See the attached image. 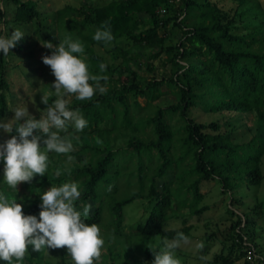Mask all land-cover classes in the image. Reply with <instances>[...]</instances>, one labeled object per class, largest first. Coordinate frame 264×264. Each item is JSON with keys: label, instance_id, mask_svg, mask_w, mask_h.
Returning a JSON list of instances; mask_svg holds the SVG:
<instances>
[{"label": "trees", "instance_id": "obj_1", "mask_svg": "<svg viewBox=\"0 0 264 264\" xmlns=\"http://www.w3.org/2000/svg\"><path fill=\"white\" fill-rule=\"evenodd\" d=\"M11 1L15 4L13 20L29 22L37 17L38 11L31 0ZM172 1L175 0H106L100 6L93 4L90 11L69 5L56 11L58 16L64 9L75 11L76 15L81 16L82 23L96 29L107 21L116 41L129 40L131 44L129 48L121 50L120 60L114 65L116 70L114 66H108L105 58L93 48L86 47L84 55L89 71L91 74L108 76V91L105 94L97 93L91 101H79L74 95L68 100L69 107L78 109L88 121L86 128L105 123L107 127L96 129L95 135L104 147L81 144L79 151L89 154L84 163L67 167L61 163L54 164L55 170L61 172L59 177L49 172L44 177L39 175L37 179L41 185L45 181H59L64 175L71 174L77 180L79 190L83 187L75 207L87 199L94 202V188L115 154L112 147L121 148L137 157L139 183L135 192L111 206L113 223L115 227L118 226L120 210L126 203L133 199H146L150 208L144 220L135 222L130 229L161 239H172L177 231L190 238V226L184 224L185 216L180 211L186 208L188 214H199L207 209L206 205L197 207L201 199V182L212 180L220 185L222 192L229 193L239 186L241 180L257 185L261 180L259 157L264 148V26L242 32L233 31L236 17L253 10V4H247V0H233L237 6H245L242 9L233 8L228 13L211 0H176L177 7L174 9ZM169 11L170 15L167 13ZM168 24L178 29V34L175 41L165 43ZM92 41L91 44L94 43ZM141 52L146 53V60L140 59ZM161 54H164L162 63L168 64L169 74L159 79L152 77L139 84L135 69L145 65L147 70H151L147 59ZM5 57L0 52V119L7 113ZM101 63L107 66L103 73L99 69ZM162 84L170 89L175 102L163 107L150 104ZM138 97L145 99L144 105L139 104ZM53 99L54 96H49V103ZM193 107L221 114L224 123L230 116L252 114L253 131L246 141L234 142L235 127L221 131L218 121L207 124L196 122L188 115ZM146 127H149L148 132L144 131ZM34 134L41 135L42 143L44 134L40 130H34ZM18 135L14 129L8 133L6 140ZM123 140L125 145H120L119 142ZM69 154L76 160L80 158L75 152ZM2 167L4 161L0 159V169ZM166 174H170L171 178L161 180L157 185L156 179ZM41 203L39 199L29 200L23 206V213L38 214ZM99 207L96 204L87 218L79 210L85 223L98 224ZM173 217L181 218L182 226L163 229L164 223ZM243 219L242 226L238 222L232 224L237 237V243L233 245L241 249L250 245L253 253L258 254L249 262L245 260L246 264H264V254L254 242L245 243L246 237L249 238L248 231L243 234L241 231L250 221L244 214ZM27 253L18 264H33L32 261L38 257V252L32 251L31 246ZM143 254L144 264H152L155 257L147 246L143 248ZM244 255V250L238 255L217 253L209 264H234ZM0 264L7 262L0 260Z\"/></svg>", "mask_w": 264, "mask_h": 264}, {"label": "rangeland", "instance_id": "obj_2", "mask_svg": "<svg viewBox=\"0 0 264 264\" xmlns=\"http://www.w3.org/2000/svg\"><path fill=\"white\" fill-rule=\"evenodd\" d=\"M22 1V0H21ZM34 2L35 8L38 11L37 17L29 22H22L13 20L15 11V4L11 0H0V36L8 37L12 31L19 28L24 32V37L16 46L10 49L8 55L4 58V79L7 82L8 89L5 93L7 113L0 119V121L7 122L14 116V111L11 108L25 107L36 119H40L41 112L46 105L41 102L42 94H49L54 96V99L49 103H53L57 97L54 95V89L51 88L55 81L50 66L43 63L44 56H50L58 45L59 41H63L66 37L72 40H79L86 47H91L97 53L103 56L108 66L116 65L120 60L121 50L130 47L131 41H116L114 39L112 46L106 47L102 42L91 44L92 37L97 30L92 25H86L81 22V16L76 15L75 11L65 10L61 15L56 14L57 10L65 8L69 5L75 9L79 6L82 11H90L91 6L103 5L106 0H31ZM222 11L231 13L233 8L242 9L245 5L237 6L233 0H211ZM172 8H176L177 1H172ZM247 4H253V10H248L236 17L234 25V32H242L251 30L256 26H264V0H247ZM168 15L171 11L167 12ZM65 19H69L66 21ZM71 19V20H70ZM166 41L170 43L176 40L178 29L172 28L169 24L166 26ZM44 42H51L53 49L44 46ZM146 53L141 52L140 59L146 60ZM74 55H80L74 53ZM85 56V55H84ZM164 54L147 59L151 64L152 69L147 70L145 65L135 69L137 72V80L139 84H143L146 80L154 77L159 79L162 75L169 74L168 64H163ZM116 70V66H114ZM113 76H115L113 74ZM66 100L71 98V95L64 97ZM137 101L140 105L145 104L143 97H138ZM175 102V97L170 89L164 84L160 85L155 93V98L150 104L156 106H166ZM188 115L196 122L209 123L218 121L221 125L220 130L226 131L231 126L235 127L234 142L246 141L253 131V116H230L224 123L219 113L204 112L198 107H193L188 111ZM105 123H99L92 127L85 128L82 132H75L72 126H69L67 133H61L62 136H67L71 139L74 151L79 155V159H75L70 154H56L55 152L48 153L49 166L47 173H56L54 164H62L63 167L73 165L74 163H84L88 159V152H80L81 144L97 145L103 148L104 144L101 140L96 138V129L106 128ZM38 131V130H36ZM149 131V127L144 129ZM8 133L0 128V144L6 141ZM125 138V137H123ZM113 144V143H112ZM120 145H125L124 140L119 142ZM112 149L115 154L112 160L107 164L104 174L97 182L94 192L95 196L92 198L94 202L87 199L84 203L77 204L76 210L83 212V206L90 204V213L100 205V221L98 226L101 229V237L105 244L102 249V255L96 264H107L109 262L121 263L127 262L130 264H144L145 258L143 248L146 246L162 247L164 239L158 236H146L133 232L130 228L135 222L141 223L147 214L150 204L146 199H133L126 203L120 210L121 220L118 226L115 227L113 223L114 217L110 212L111 206L117 200L127 197L138 189L137 180V157L131 156L121 148L113 146ZM41 150L43 151V142L41 143ZM71 152V153H73ZM73 159L69 160L68 156ZM259 170L261 173V180L257 185H251L244 180L240 181L238 187L229 192H222L220 185L212 180L203 181L199 184V192L201 199L197 203V207L206 205L207 209L199 214H188L186 208L181 209V213L185 216V225H189V243L182 245L180 249L175 252L176 258L180 259L181 264H209L213 255L217 253L227 254L231 253L238 255L244 250L245 255L235 261L234 264H246L255 258L258 254L256 252L247 253L246 247L241 249L236 247L233 243H237V237L234 235V228L232 224L239 223L240 226L244 224L243 214L249 219V224L242 229L241 234L248 231V237L245 243L251 244L254 242L257 249L264 254V148L259 157ZM39 175L33 177L31 182H20L17 184V190L10 188L4 181V167L0 169V193L4 195L7 193L10 196H5L9 199H15L17 203L23 206L26 202L33 199L41 200V194L47 191L50 187L61 186L64 183H76L72 175H64L59 181H45V184H38L37 179ZM44 177V175L42 176ZM46 177V176H45ZM171 175L166 174L162 178L156 179L158 185L161 180L170 179ZM83 191V187L80 192ZM145 192V191H144ZM89 213V214H90ZM83 215V214H82ZM39 219V213L35 215ZM182 226L181 218H170L164 225L163 229L176 228ZM203 243L202 250L196 246ZM249 246V245H248ZM250 247V246H249ZM255 247V248H256ZM28 253H26L27 255ZM25 255V256H26ZM201 256L207 257L202 261ZM74 264L66 248H49L38 252L37 259L32 261L33 264ZM17 264L16 261H14ZM19 263V262H18Z\"/></svg>", "mask_w": 264, "mask_h": 264}, {"label": "clouds", "instance_id": "obj_3", "mask_svg": "<svg viewBox=\"0 0 264 264\" xmlns=\"http://www.w3.org/2000/svg\"><path fill=\"white\" fill-rule=\"evenodd\" d=\"M0 10H3L2 6ZM24 34L17 28L8 37L0 36V52L7 56ZM92 38L106 47L112 46L115 39L107 21ZM43 44L53 49L51 42ZM84 52L85 47L79 40L66 37L59 41L52 54L42 58L55 76L51 88L57 99L49 104V94H42L41 102L46 108L41 112L40 119L31 115L28 108L16 107L11 108L14 111L11 120L0 121V128L5 132L11 133L15 129L19 134L0 144V159L4 161L3 179L10 188L17 190L18 183L31 182L34 176L45 175L49 166L48 153L67 155L74 151L71 139L61 133H67L69 126L77 133L82 132L88 126V121L78 109L69 107L65 96L74 95L79 101H91L97 93L105 94L108 91V76L91 74L86 56L81 58ZM106 67L101 63L100 72H105ZM186 68L187 64L184 65ZM34 130L44 134L43 151L41 135L34 134ZM68 159L72 160L73 157L69 155ZM55 175L59 177L61 172L57 170ZM80 196L76 183L53 185L41 194V211L37 219L35 215H25L22 205L15 199L6 198L0 193V260L7 264H13L15 260L18 264L31 246L34 252L66 248L74 264H96L101 258L105 241L100 235L99 226L85 223L81 212L76 210L75 202ZM90 209V204L83 206V217L89 216ZM189 242L188 236L177 231L172 239L163 240L159 250L147 246L155 257L152 264H181L175 252ZM196 247L202 250L204 244L201 242ZM200 259L204 261L207 257L201 256Z\"/></svg>", "mask_w": 264, "mask_h": 264}, {"label": "built area", "instance_id": "obj_4", "mask_svg": "<svg viewBox=\"0 0 264 264\" xmlns=\"http://www.w3.org/2000/svg\"><path fill=\"white\" fill-rule=\"evenodd\" d=\"M161 11V10H160ZM250 246V245H249ZM249 246H246V250H247V253L249 254L251 251L253 252V250H252V248H251V246L249 247ZM251 250V251H250ZM249 255H251V254H249Z\"/></svg>", "mask_w": 264, "mask_h": 264}]
</instances>
